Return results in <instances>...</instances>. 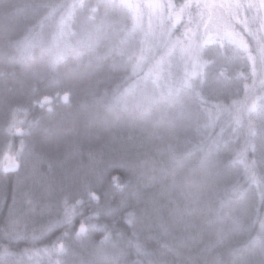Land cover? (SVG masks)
I'll use <instances>...</instances> for the list:
<instances>
[{
  "label": "trees",
  "instance_id": "16d2710c",
  "mask_svg": "<svg viewBox=\"0 0 264 264\" xmlns=\"http://www.w3.org/2000/svg\"><path fill=\"white\" fill-rule=\"evenodd\" d=\"M216 1L166 0L154 20L122 0H0V264H264V19L242 10L256 36H239ZM25 177L98 199L9 212Z\"/></svg>",
  "mask_w": 264,
  "mask_h": 264
},
{
  "label": "snow or ice",
  "instance_id": "6c2138e0",
  "mask_svg": "<svg viewBox=\"0 0 264 264\" xmlns=\"http://www.w3.org/2000/svg\"><path fill=\"white\" fill-rule=\"evenodd\" d=\"M43 103L41 100H39V103L42 107H44L50 100V96L47 94H44L43 96ZM59 100L64 104H69L71 101L70 93L64 92L62 95L58 96ZM19 111V109L14 110L12 115V121L8 127V132H19L20 129L17 127V122L15 120V112ZM53 109L51 107L48 108V113H51ZM24 141H21V145L23 146ZM8 148H11V145H8ZM17 160L20 161V153H17L15 158L12 156H5L4 162H5V171H8L9 169L16 170L19 168L20 171V163L17 165ZM18 171V172H19ZM17 172V173H18ZM117 179L116 177H113V180ZM28 178L25 177L24 179L16 180L15 185L13 188L12 193V206L9 208V212L12 211L13 206L17 203V199L19 197L20 201L24 203L29 209H32L33 207H40L43 206L44 208H47L51 206V204H43L41 205L40 202L46 198H55L56 201V207H59L60 201L63 200V203L65 206H67L68 199L69 198H75L77 196L82 195L84 192H87L89 195L92 196L94 200H97L98 197H96L95 193L93 192V186L91 185H85L83 187V190H81L80 182L78 180H73L71 183H69L67 186H61L55 191L48 189L47 187H37L35 185H29L27 183ZM7 191V184L3 185V190L0 191V200L4 198ZM76 203L79 204L80 200H76ZM94 210H100L99 205L95 207ZM133 213L128 212L127 213V223H132ZM55 224H61L63 226L68 227L72 224V213L69 211H65L63 215V219L60 221H56L55 223H50L47 228L50 230ZM88 225L87 220H82L79 226V230L76 231L77 235H80L81 233L85 232L87 230L86 228ZM92 227H95L93 224ZM62 237H57L50 245H46L43 249H33L30 252V255L33 256H39L41 252L50 253L51 251H61L63 250V243ZM11 255V253H9Z\"/></svg>",
  "mask_w": 264,
  "mask_h": 264
},
{
  "label": "rangeland",
  "instance_id": "374dc122",
  "mask_svg": "<svg viewBox=\"0 0 264 264\" xmlns=\"http://www.w3.org/2000/svg\"><path fill=\"white\" fill-rule=\"evenodd\" d=\"M122 1H125L129 7L138 8V13L135 14L136 17L140 16L142 18L143 14L150 13V14H152V18L154 20H157L158 17L161 16V9L163 8V3L166 0H157L158 3L157 2L154 3L155 8L153 9L152 13L149 10L142 11L141 6L143 4L141 3V0H122ZM200 1H203L210 6H213L214 4L217 3L216 0H200ZM220 1L223 2L224 0H220ZM225 1L226 2L223 5V10L221 8H218V12L220 13L219 17L222 16V19L229 21V23H234V21H236L237 26H238L236 31L238 32V35L241 36L240 33L244 32L248 37L254 39L256 36L255 31L253 29L249 28L248 25L243 23V21L241 20L242 19V10H246V9L254 10L260 16H262V18L264 19V0H230V2H229V0H225ZM147 4L149 6H151V4H149L148 2H147ZM139 11H140V13H139ZM237 14H238L239 19L236 18ZM228 18H230L231 21L228 20ZM263 26H264V24H263ZM216 32H218L217 29L215 31H213L212 33H216ZM263 32H262L261 36L264 38ZM228 33H229V28H228ZM186 43H188V42H186ZM179 45H181V44H179ZM180 48L182 49V55H184V57L188 58V60H186L188 66L191 65L190 61H192L194 64L198 63V58H197V55L195 53L194 46H192L190 42L187 45L182 43ZM188 54L193 56V58L189 57ZM171 61L173 62V64H172L173 67L181 68V58L175 57V58H172ZM189 73L194 74V72L191 69L189 70Z\"/></svg>",
  "mask_w": 264,
  "mask_h": 264
}]
</instances>
